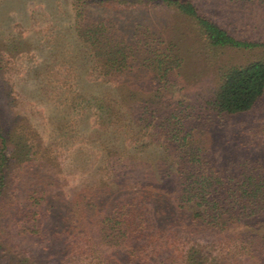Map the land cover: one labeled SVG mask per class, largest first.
Instances as JSON below:
<instances>
[{"label": "rangeland", "instance_id": "obj_1", "mask_svg": "<svg viewBox=\"0 0 264 264\" xmlns=\"http://www.w3.org/2000/svg\"><path fill=\"white\" fill-rule=\"evenodd\" d=\"M190 1L232 36L264 42V0ZM119 47L129 67L108 73L102 60ZM263 56L212 46L164 3L0 0V264H256L262 252L240 227L209 228L177 205L190 186L173 174L186 150L183 172L210 182L264 174V94L238 114L207 104L226 70ZM116 209L134 210L137 236L113 233Z\"/></svg>", "mask_w": 264, "mask_h": 264}, {"label": "trees", "instance_id": "obj_2", "mask_svg": "<svg viewBox=\"0 0 264 264\" xmlns=\"http://www.w3.org/2000/svg\"><path fill=\"white\" fill-rule=\"evenodd\" d=\"M147 1L172 5L180 11V13L196 20V23L212 46H230L233 48L264 47V42H256L232 36L224 28L199 14L197 7L190 0ZM126 52L125 49L123 50V47H119L108 52L107 55L104 56L105 60H102V62H104L102 65L105 69H108V73L114 71L118 74H122L125 72V69L129 67L125 61L127 57ZM263 94L264 56L250 63L232 66L226 70L221 75L220 83L213 95L210 96L207 104H209L211 109L219 116L238 114L246 112L254 107ZM172 115L173 113H170L167 116L168 122ZM147 116L151 117L152 114H148V110L143 106L139 119L142 121ZM165 121L166 119L163 123H160L159 126H164L163 129H161V134L166 140L171 136L169 130L174 129V127H171L172 123L166 122L164 124ZM172 125L174 126V124ZM0 139V143L5 141L3 138ZM184 146L188 149L192 148V150L200 149V146L192 147V144L189 146L184 144ZM179 147L180 144L171 147L173 150L171 148L169 150L167 148H160L161 150L159 151L162 152V158H164V156L168 154V151L169 153L180 152ZM186 151L181 157L182 160L180 162L178 161L179 163L186 162V159L190 157H188ZM1 159H3L2 156H0V165ZM200 159L202 158L200 157ZM166 161H171V158L163 160L164 163H166ZM179 163L173 175L181 176V183L183 186H190V188L187 189V194L175 198L177 205L182 207L190 203L187 207L191 206L193 208L191 218L195 219L194 222H199L202 225L209 226V228L223 230L225 225H228L227 223L229 222L234 223L233 225L236 227H240V229L235 232L238 235L237 238L240 242L251 241L253 244L258 245L259 251L262 252V258H259L256 264H264V174L249 169L253 167L247 169L246 167H242L239 169L240 173L237 175L232 177L231 175L228 177L226 175L215 176L212 178V182H210L208 181L210 176L208 177L207 172L205 174L202 170L198 174V170L193 169L188 173H184ZM159 167L160 165L158 163L154 164V170L157 174H159ZM173 175L161 177L160 184H162V187L172 181L174 178ZM191 177L194 179L190 180ZM205 182H207L208 187L203 189L202 185ZM197 185L201 187L199 191H197ZM161 189L162 188H160V190ZM163 192L165 193L166 191L163 189ZM182 196L187 197L188 201H182ZM119 210L120 209H116L115 212H111V214L105 217L107 221L111 222L113 233L119 234L122 232L115 231L117 229L127 228V233H129V230L136 229L134 228L137 226L135 218L131 220L134 210H130L127 214ZM119 212H121V214ZM122 213L124 214L122 215ZM135 231L136 230L130 234L126 233V235L121 234L120 237H123L121 238L122 240L128 237L132 238L133 236H137ZM242 248L245 249L244 246ZM132 253L133 252L129 251L130 256ZM130 256L126 257V259H129ZM147 264H150V262ZM158 264L173 263L167 262V259H164ZM213 264H221V262Z\"/></svg>", "mask_w": 264, "mask_h": 264}]
</instances>
